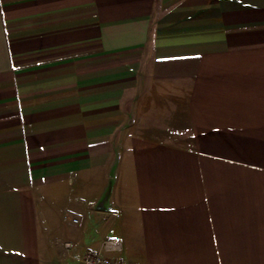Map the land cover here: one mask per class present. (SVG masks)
Returning <instances> with one entry per match:
<instances>
[{"label": "crops", "instance_id": "crops-1", "mask_svg": "<svg viewBox=\"0 0 264 264\" xmlns=\"http://www.w3.org/2000/svg\"><path fill=\"white\" fill-rule=\"evenodd\" d=\"M107 238L264 264V0H0V264Z\"/></svg>", "mask_w": 264, "mask_h": 264}, {"label": "built area", "instance_id": "built-area-1", "mask_svg": "<svg viewBox=\"0 0 264 264\" xmlns=\"http://www.w3.org/2000/svg\"><path fill=\"white\" fill-rule=\"evenodd\" d=\"M66 247H68V244H66ZM119 250L120 240L117 238H107L103 241L100 251H86L78 264H123L113 257Z\"/></svg>", "mask_w": 264, "mask_h": 264}, {"label": "rangeland", "instance_id": "rangeland-1", "mask_svg": "<svg viewBox=\"0 0 264 264\" xmlns=\"http://www.w3.org/2000/svg\"><path fill=\"white\" fill-rule=\"evenodd\" d=\"M67 244V243H66ZM65 248H67V247H65ZM67 264H73V262H69V263H67Z\"/></svg>", "mask_w": 264, "mask_h": 264}]
</instances>
